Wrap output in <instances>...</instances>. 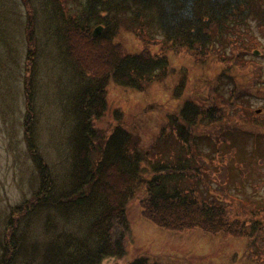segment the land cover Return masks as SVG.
<instances>
[{
	"label": "trees",
	"instance_id": "1",
	"mask_svg": "<svg viewBox=\"0 0 264 264\" xmlns=\"http://www.w3.org/2000/svg\"><path fill=\"white\" fill-rule=\"evenodd\" d=\"M9 1L0 0V95L7 104L3 112L14 111L7 82L14 75L19 33L26 100L20 113H25L33 169L28 173L29 193L2 222L0 264H100L109 256L124 257L134 201L145 219L171 233L198 230L250 238L251 255L257 247L264 250V205H246L229 193L219 194L220 199L247 206L242 217L238 207L224 200L208 201L187 184L189 178L202 177L191 153L157 145L173 132L192 148L200 136L197 131L206 127L215 140L226 129L248 128L250 109L239 98L256 82L263 85L259 92L264 96V62L248 57L255 56L256 48L264 56V41L249 27L256 20L264 29V0H20L18 8L9 7ZM98 26L103 30L94 37ZM124 31L137 40L135 50L121 39ZM230 44V53L221 51ZM175 55L205 66L220 63L219 78H233L231 70H249L251 86L235 89L233 99L225 98L217 85L210 86L204 98L189 96L148 147L125 121L109 126L111 130L99 125L109 109L111 84L142 92L164 83L175 70ZM44 60L58 66L50 75L63 86L55 95L62 122L70 125L65 138L60 136L68 145L63 171L51 167L38 140L36 108ZM64 74L69 79L65 96ZM187 80L184 73L172 93L186 91ZM252 114L256 126L264 124L259 122L262 113ZM233 120L236 125L228 124ZM148 257L140 255L126 264H162Z\"/></svg>",
	"mask_w": 264,
	"mask_h": 264
},
{
	"label": "rangeland",
	"instance_id": "2",
	"mask_svg": "<svg viewBox=\"0 0 264 264\" xmlns=\"http://www.w3.org/2000/svg\"><path fill=\"white\" fill-rule=\"evenodd\" d=\"M7 5L18 8L20 0L9 1ZM13 27L11 24L10 30H13ZM249 27L252 34L264 41V29L258 21L252 20ZM242 29L247 30L244 24ZM120 37L130 50H135L138 46L136 45L137 40L131 34L124 31ZM21 38L22 34H16L15 46L19 52L17 62L12 66L14 75L8 78L7 82L14 111L11 109L10 113H6L7 110L3 112L7 104H4L0 95V228L11 207L20 203L29 193L28 173L33 169L25 140L24 131L26 130L23 126L25 113L23 112L22 115L20 113L26 103L23 74L25 59L22 55L24 49L20 44ZM232 45H226L221 48V51L230 53ZM248 57L264 62L262 52L259 56L249 54ZM171 61L175 70L169 73L164 83H153L145 91L140 92L111 84L108 96L109 109L99 121V125L109 129L117 122L125 121L132 132L141 136L143 143L148 147L158 139L161 126L167 117L176 112L189 96L204 98L209 93V87L217 85V90L225 98L233 99L235 89L251 86L249 84L251 71L249 70L238 72L231 70L229 72H232L233 78L226 76L219 78L222 66L218 62L207 66L200 65L184 55L172 56ZM55 66L49 62L46 63L45 60L40 66L42 78L39 81L36 108L40 130L38 140L51 167L63 171L68 159V145L65 141L60 142V136L64 135L65 138L70 125L65 119L64 123L62 122L58 96L55 95L58 87H63L59 86L57 79L50 75L51 71H57ZM184 73L188 78L186 88L184 87L186 91L174 95L173 88L177 86L179 78ZM68 83L69 79L64 74V96ZM253 84L256 86L247 93L244 92L239 98L240 104L250 109L246 111L249 116L251 114L247 129L235 131L226 129L222 133L225 138L220 136L218 140H215L209 135L210 130L206 127L197 131L200 136L195 138L192 148L187 146L179 133L173 132L169 138L167 137L168 139L158 140L157 145L160 148L171 146L175 152L179 148L180 152L183 150L186 155L187 152L191 153L192 164L200 165L202 177L197 176L196 180L194 177L188 180L186 178L187 184L193 186L199 195L204 196L208 201L213 198L218 199L219 194L229 193L237 201L246 205L254 204L260 207L264 205V124L259 125L260 127L256 126L254 124L256 120L252 114L260 109L263 118L259 122H264V96H261L259 92V88L263 85L257 82ZM200 121L201 123L206 122V119L200 118ZM226 123L223 124L226 126ZM229 123L230 125L237 124L234 120ZM192 150L199 156L198 158H193ZM220 171L225 175L224 178L219 174ZM220 200L232 204L234 209L238 207L242 217L245 216L243 213L248 210L247 206L242 207L229 202L228 197ZM129 213L132 218V235L126 243L127 255L124 257L109 256L104 258L100 264H126L140 255L149 256L150 261L162 264H264L263 249L257 247L252 252L255 255L250 254L251 250L253 251L251 247L254 245H251L250 238L226 237L223 234L212 235L198 230L174 234L145 219L136 201L130 204ZM256 251H258L257 255L261 253L262 255L256 256Z\"/></svg>",
	"mask_w": 264,
	"mask_h": 264
},
{
	"label": "water",
	"instance_id": "3",
	"mask_svg": "<svg viewBox=\"0 0 264 264\" xmlns=\"http://www.w3.org/2000/svg\"><path fill=\"white\" fill-rule=\"evenodd\" d=\"M100 30H101V27L96 28L94 31V36H97L98 33L100 32ZM255 53L258 54L259 52L257 50H255Z\"/></svg>",
	"mask_w": 264,
	"mask_h": 264
}]
</instances>
